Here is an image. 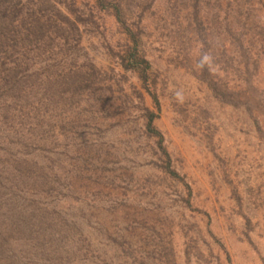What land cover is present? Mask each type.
Listing matches in <instances>:
<instances>
[{
  "label": "rangeland",
  "instance_id": "374dc122",
  "mask_svg": "<svg viewBox=\"0 0 264 264\" xmlns=\"http://www.w3.org/2000/svg\"><path fill=\"white\" fill-rule=\"evenodd\" d=\"M0 264H264V0H0Z\"/></svg>",
  "mask_w": 264,
  "mask_h": 264
},
{
  "label": "trees",
  "instance_id": "16d2710c",
  "mask_svg": "<svg viewBox=\"0 0 264 264\" xmlns=\"http://www.w3.org/2000/svg\"><path fill=\"white\" fill-rule=\"evenodd\" d=\"M135 41V39H134ZM128 61H126L125 67L127 69H134V70H139L142 74V77L144 79V82L147 83V72L148 69L150 67V63L146 60V59H141L137 56L136 50L132 51V53L129 55V57L127 58ZM154 97V100L156 101V105L159 108V102H158V98L156 96V94L151 93ZM156 118V114L149 112L148 113V123H147V128L149 130L150 133L155 134V135H159V131L156 130V128L153 125L154 119ZM174 176L175 173H172Z\"/></svg>",
  "mask_w": 264,
  "mask_h": 264
}]
</instances>
